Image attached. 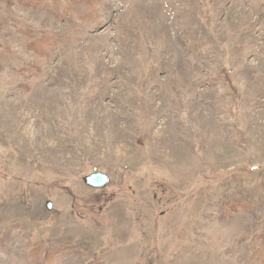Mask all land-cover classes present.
<instances>
[{
  "label": "rangeland",
  "instance_id": "obj_1",
  "mask_svg": "<svg viewBox=\"0 0 264 264\" xmlns=\"http://www.w3.org/2000/svg\"><path fill=\"white\" fill-rule=\"evenodd\" d=\"M0 264H264V0H0Z\"/></svg>",
  "mask_w": 264,
  "mask_h": 264
},
{
  "label": "water",
  "instance_id": "obj_2",
  "mask_svg": "<svg viewBox=\"0 0 264 264\" xmlns=\"http://www.w3.org/2000/svg\"><path fill=\"white\" fill-rule=\"evenodd\" d=\"M84 183L87 187L94 190L105 189L110 183V178L108 175L103 173H94L86 176L84 178ZM46 208L51 211L53 204L48 202Z\"/></svg>",
  "mask_w": 264,
  "mask_h": 264
}]
</instances>
